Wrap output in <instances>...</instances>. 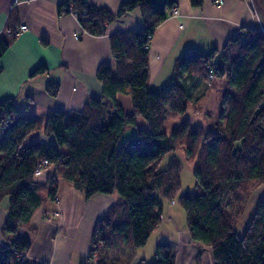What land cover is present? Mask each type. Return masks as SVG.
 <instances>
[{
    "label": "trees",
    "instance_id": "obj_1",
    "mask_svg": "<svg viewBox=\"0 0 264 264\" xmlns=\"http://www.w3.org/2000/svg\"><path fill=\"white\" fill-rule=\"evenodd\" d=\"M177 1L130 0L116 13L82 0H72L71 9L68 1L58 5V14L76 13L81 27L92 35H102L107 23L135 8L143 26L109 35L114 65H98L101 95L90 97L79 111H51L42 124L38 116L19 115L12 98L0 100V201L9 198L0 264H28L30 243L17 237L18 229L29 225L45 201L54 199L59 179L71 182L86 199L114 193L121 198L96 222L89 255L92 259L96 254L95 264H129L160 223L163 204L155 194L171 202L181 189L182 163L177 158L170 157L166 168L159 169L164 156L180 149L194 178L195 194L177 197L191 239L210 249L214 264H264V197L238 230L249 195L264 183V31L243 27L220 50L180 55L168 88L152 92L147 86L148 47ZM189 2L194 7L203 4ZM11 30L0 42V56L15 38ZM44 70L38 67L34 73ZM215 80L228 85L227 110L220 112L215 127L197 124L191 129L185 118L168 131L166 113L185 114L187 100L202 98ZM200 84L203 88L193 96ZM45 91L57 96L59 85L47 83ZM119 94L129 97L131 112L117 102ZM138 118L145 128L137 125ZM128 128L136 135L122 141ZM39 130L52 135L55 143H28ZM42 159L53 172L39 183L35 169ZM150 264H175L171 244L159 241Z\"/></svg>",
    "mask_w": 264,
    "mask_h": 264
},
{
    "label": "crops",
    "instance_id": "obj_2",
    "mask_svg": "<svg viewBox=\"0 0 264 264\" xmlns=\"http://www.w3.org/2000/svg\"><path fill=\"white\" fill-rule=\"evenodd\" d=\"M61 1L72 4V0H0V42L13 33L8 30L17 31L21 25L26 26L25 30L14 33L15 38L0 56V100L12 98L19 115L38 116L42 124L51 111H79L90 97H100L96 69L101 63L114 65L109 35L143 26L140 10L135 8L107 23L102 35L83 33L81 38L75 39L73 34H81L82 27L73 14H58ZM82 1L116 13L123 2L130 0ZM175 5L179 15L168 16L156 27L148 47L147 86L155 93L163 92L171 84L174 61L180 55L220 50L243 27L264 31L260 13L264 0H203L200 7L192 6L189 0H178ZM38 67L45 70L35 74ZM47 83L59 85L57 96L46 93ZM222 85H225L224 81ZM208 91L196 101L197 104L204 101ZM127 104L128 109L123 110L131 112L129 98ZM136 122L138 126L146 127L142 119L138 118ZM135 132L134 128H128L122 141L134 138ZM27 141L55 143L52 135H44L42 130L32 134ZM52 172L51 167L47 168L35 180L44 183ZM55 196L57 201H45L32 215L29 225L18 229L17 237L30 243L27 263L95 264L89 255L94 226L121 198L114 193L95 194L86 199L82 191L63 179L57 181ZM261 197H264V183L257 186L246 202L245 206L251 208L249 217ZM8 205L6 196L0 201V247L6 244L2 226L9 214ZM167 218L171 220L172 217L167 214ZM173 236V241H164L172 246L175 264L215 263L210 249L191 239L188 227L177 229ZM140 249L129 264L151 263L153 254L146 263V259L138 255Z\"/></svg>",
    "mask_w": 264,
    "mask_h": 264
},
{
    "label": "rangeland",
    "instance_id": "obj_3",
    "mask_svg": "<svg viewBox=\"0 0 264 264\" xmlns=\"http://www.w3.org/2000/svg\"><path fill=\"white\" fill-rule=\"evenodd\" d=\"M260 9L261 16L264 19V8L261 6ZM201 85L202 84H200L195 91L192 90L193 96L197 95L199 89L203 88V85ZM227 87V82L225 83V85H222V81L215 80L209 84L208 95L205 96L203 102L197 104L196 102L192 101V98L187 100V110L183 115H179L173 112H167V130L169 131L173 126L177 125L185 118L191 121V129H193L197 124H201L205 128H212V126L215 127L216 123L220 120V112L227 110V103L225 101V93ZM128 98L129 97L125 96L124 94H119L117 97V102L123 107L124 110L128 109ZM223 123L224 121L221 119V124ZM172 156L177 158L182 163V169L179 174L181 189L178 195H181L185 192H188L190 195H194L195 188L194 178L192 175V165L185 160L184 149L171 152L164 156L159 166V169H165L170 157ZM255 189L252 191L249 197L253 194ZM178 195L174 198L173 201L170 202L162 199L159 194H155V196L162 201L163 212L160 218V223L158 225L159 228L157 227V229L150 235L146 244L139 250L138 255L144 257L146 259V263L150 262V257H152V254L155 250V246L158 241H164L167 239H170L167 241H173V234H175L177 229L184 230L187 228L184 211L177 201ZM250 209L251 208H248V206H245L244 211L238 222V230L244 229L243 227L245 225V221L248 219L251 213ZM167 214L172 217L171 220L167 218ZM90 262L91 261H89V263Z\"/></svg>",
    "mask_w": 264,
    "mask_h": 264
},
{
    "label": "built area",
    "instance_id": "obj_4",
    "mask_svg": "<svg viewBox=\"0 0 264 264\" xmlns=\"http://www.w3.org/2000/svg\"><path fill=\"white\" fill-rule=\"evenodd\" d=\"M61 2H63V1H61ZM61 2H60V3H61ZM220 3H221V1H220ZM68 9H71V6H68ZM70 13L73 14V16L77 19V14H76V13H73V12H70ZM178 15H179V11H178L176 5H174V6L172 7V9L169 11V15H168V16H170V17H177ZM77 20H78V19H77ZM180 27H182L181 24H180ZM25 29H26V26H25V25H21V26L19 27V29H18L19 31H18V30H17V31L14 30V33L17 34L18 32L23 31V30H25ZM7 32H8V33H12L13 31H12V30H8ZM83 33L85 34V33H87V31H86L85 29L82 28V30H81V34L74 33V34H73V37H74L75 39H79V38H81V36H82ZM207 71H208V76H209V78L212 79V78H213V72H212V69H211L210 67H207ZM47 165H48L47 160H46V159H42V160L38 163V165H37V167H36V169H35V176H36V177L40 176V175L43 173V171H44V169L46 168ZM54 200L57 201L56 196L54 197ZM54 214H55V215H58V212L55 211ZM91 256H92V259L95 260V258H96V254H92Z\"/></svg>",
    "mask_w": 264,
    "mask_h": 264
}]
</instances>
